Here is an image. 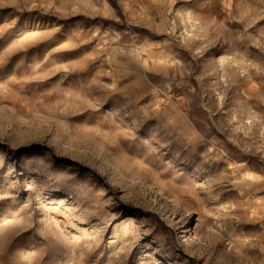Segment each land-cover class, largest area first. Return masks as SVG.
<instances>
[{
  "label": "rangeland",
  "instance_id": "rangeland-1",
  "mask_svg": "<svg viewBox=\"0 0 264 264\" xmlns=\"http://www.w3.org/2000/svg\"><path fill=\"white\" fill-rule=\"evenodd\" d=\"M0 264H264V0H0Z\"/></svg>",
  "mask_w": 264,
  "mask_h": 264
}]
</instances>
